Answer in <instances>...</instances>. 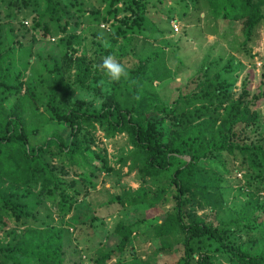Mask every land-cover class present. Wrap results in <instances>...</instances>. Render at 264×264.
<instances>
[{
	"label": "trees",
	"instance_id": "trees-1",
	"mask_svg": "<svg viewBox=\"0 0 264 264\" xmlns=\"http://www.w3.org/2000/svg\"><path fill=\"white\" fill-rule=\"evenodd\" d=\"M99 1L0 0V264H67L69 252L79 256L73 264H82L67 216L100 174L120 176L123 167L139 185L122 189L106 208L168 206L150 219L116 221L114 246L99 241L91 251L85 243L89 264H127L121 255L134 252L142 224L157 252L175 255L167 264H264V80L254 91L245 80L237 88L231 67L202 63L165 102L157 90L164 74L148 77L165 59L162 48L138 59L128 84L111 80V92L101 93L98 82L93 91L101 103L93 108L75 93L90 88L91 79H107L102 61L126 54L154 5ZM204 4L220 25L239 28L240 46L251 55L248 44L264 27V0ZM91 24L89 49L74 55L73 44ZM58 34L59 56L32 50ZM45 126L54 129L33 143ZM98 131L105 140L123 135L130 147L117 170L98 146ZM236 172L243 183L234 190ZM201 211L218 223H206ZM97 220L103 224L92 216V228Z\"/></svg>",
	"mask_w": 264,
	"mask_h": 264
},
{
	"label": "rangeland",
	"instance_id": "rangeland-1",
	"mask_svg": "<svg viewBox=\"0 0 264 264\" xmlns=\"http://www.w3.org/2000/svg\"><path fill=\"white\" fill-rule=\"evenodd\" d=\"M93 6H98L99 0H90ZM153 6H148L149 10L145 14V21L142 24L143 29L140 33L133 35V40L127 45L126 54L120 58L114 59L120 63L127 71V77L120 79V83L128 84L129 70L136 66L139 58L148 54L164 49L165 59L157 60V64L151 66L148 71V77L154 78L156 75L164 74L159 77L157 90L165 102H170L176 97L178 88L197 70L200 65L209 64L213 68L221 69L229 66L233 69L230 74V80H235V87L238 88L242 80H245L248 88L256 90L258 84L264 80V27L256 33L253 41L248 44L251 49V55L245 52L240 46L241 35L239 28L231 22L220 25L210 15L209 9L204 4V0H149ZM5 6V5H4ZM104 6V5H103ZM101 7V9L103 8ZM168 15V16H167ZM23 19L22 16L19 20ZM175 20L178 31H174L172 21ZM13 24L16 20L13 19ZM26 24H25V23ZM29 19H23L24 25L28 26ZM91 24L84 27L83 33L76 41V52L74 55H80L90 47V32L95 28ZM103 27V25H100ZM79 31V30H78ZM8 39V38H7ZM60 35L50 36L49 41H38L33 46L34 52H39L44 58L51 55L57 57L61 53V46H58ZM27 40L26 38L24 41ZM174 56L172 53H174ZM235 70V72H234ZM102 79L94 81L91 79L87 90H78L74 98L85 102H91L93 108H99L101 99L93 91H98L97 83L101 84V93L111 92V79ZM94 88V89H93ZM259 109L264 113V103H260ZM44 131L37 137L32 138L33 143H40L54 129L50 126L42 128ZM100 148L107 152L108 160L111 166L116 170L118 168V158L129 152L130 147L123 135H117L112 140H105L102 133L98 131ZM126 167H123L120 176L114 173H102L97 178V187L90 190L86 197L80 196L74 204L73 209L67 216L68 221L74 224L70 227L75 243L80 250L82 264H89L88 258L92 255L91 251L98 246L99 241L114 246L116 238L112 234V229L116 221L132 222L137 218H153L167 208V204L155 207H146L138 205L126 207L121 211H112L111 207L106 208V204L122 189L138 187V176L132 172L126 174ZM237 173L231 176L233 189L243 182L242 177ZM242 175V174H241ZM72 174L67 178H71ZM234 192V191H233ZM242 197L239 196L238 199ZM204 221L211 225H216L219 221L215 214L209 211L199 213ZM97 216L103 224L97 220L96 227L92 228L89 224L90 218ZM147 229L142 224L136 232L133 242V253L125 252L121 255L127 264H167L176 260L172 251L157 252L153 248V243L141 233ZM85 243L89 244L91 251L83 250ZM70 262L77 261L79 256L69 252Z\"/></svg>",
	"mask_w": 264,
	"mask_h": 264
},
{
	"label": "clouds",
	"instance_id": "clouds-1",
	"mask_svg": "<svg viewBox=\"0 0 264 264\" xmlns=\"http://www.w3.org/2000/svg\"><path fill=\"white\" fill-rule=\"evenodd\" d=\"M105 73L112 81H119L122 78L127 77V71L125 68L118 63L111 55L106 57L101 65Z\"/></svg>",
	"mask_w": 264,
	"mask_h": 264
},
{
	"label": "built area",
	"instance_id": "built-area-1",
	"mask_svg": "<svg viewBox=\"0 0 264 264\" xmlns=\"http://www.w3.org/2000/svg\"><path fill=\"white\" fill-rule=\"evenodd\" d=\"M172 27L174 28V31H178V26H177V24H176V22L174 20L172 21Z\"/></svg>",
	"mask_w": 264,
	"mask_h": 264
}]
</instances>
